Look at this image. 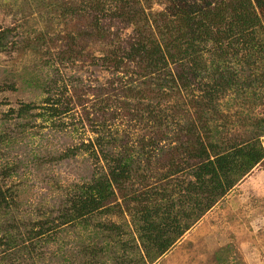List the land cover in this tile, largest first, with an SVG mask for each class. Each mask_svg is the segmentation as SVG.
Masks as SVG:
<instances>
[{"label": "trees", "instance_id": "obj_1", "mask_svg": "<svg viewBox=\"0 0 264 264\" xmlns=\"http://www.w3.org/2000/svg\"><path fill=\"white\" fill-rule=\"evenodd\" d=\"M112 1L120 3L121 14L125 12L128 20L135 17L137 25L146 18V28L139 32L142 39L127 56L112 51L104 58L115 71L125 70L129 77L125 81L126 76L118 75L120 88L114 89L119 106L130 116L126 122L129 128L121 132L118 126L92 122L98 135L87 148L95 159L90 179L66 188L56 214L54 208L45 213L40 209L43 217L34 222L38 228H30L21 215L17 216L20 207L10 188H0V264H44L45 245L56 242L59 229L68 226L80 230V237L73 254H53L58 264H74V257L83 258L81 264H107V259L114 264H152L264 161V113L238 111L245 131L239 138H229L230 116L217 107L229 92L244 105L261 98L257 90L264 87V0H221L204 7L172 0L169 10L158 16L151 11L152 6L138 4L141 0H84L82 9L91 6L98 11ZM62 9L65 15L84 17L78 8ZM13 32L11 28L0 31L1 50ZM45 34H38L36 42L45 41ZM70 37L68 50L43 62L63 63L81 55L76 37ZM35 40H27L34 49ZM125 59L136 61L137 70L130 71ZM171 62L179 64L177 73L167 71ZM238 65L241 69L232 70ZM194 82L203 85L189 93ZM54 86H58L57 79ZM47 99L52 101L51 96ZM61 101L53 100L51 105ZM48 107L50 118L62 114ZM32 109L34 106L25 104L17 115L32 116ZM86 119L91 121L88 116ZM84 121L82 118V127ZM67 124L55 122L54 126L63 130ZM70 126L75 131L81 128L73 121ZM17 128L26 133L28 124L18 122ZM132 129L134 134L139 130L144 133L132 137ZM176 130L187 136L182 140L177 132V140H181L178 160L171 159L165 171L154 170L152 166L160 162L162 140L171 134L174 138ZM10 137L17 136L8 135L7 139ZM7 139L0 135L2 144ZM69 150L55 155L54 160L81 154L80 147ZM193 157L199 162L191 163ZM115 214L129 216L132 231L111 220ZM1 218L9 221L3 223ZM223 250L232 253L229 248ZM229 252L222 254L225 259ZM223 257L219 259L225 260Z\"/></svg>", "mask_w": 264, "mask_h": 264}, {"label": "rangeland", "instance_id": "obj_2", "mask_svg": "<svg viewBox=\"0 0 264 264\" xmlns=\"http://www.w3.org/2000/svg\"><path fill=\"white\" fill-rule=\"evenodd\" d=\"M190 1L192 5L204 7L221 0H187L185 3ZM171 2L141 0L138 4L152 6L151 11L158 16V13L169 10ZM82 3L84 0H0V31L7 28L14 31L6 41V48L0 49V135L6 139L8 135L17 136L8 138L4 144L0 142V188L5 190L9 187L14 193L20 207L17 216L21 215L30 228H38L34 222L39 223L43 217L40 209L45 213L54 208V213H57L59 198L68 186L72 188L76 183H83L84 178L90 179L95 159L87 148L93 146L92 142L98 135L92 122H106L108 125L105 126L110 128L118 126L121 132L129 128L126 122H130V116L125 108L119 106L114 95V89L120 88L118 75L126 76L125 81L129 77L125 75V70L120 73L115 71L104 58L112 51L127 56L142 39L139 32L141 27L146 28V18L137 25L135 17L128 20L124 11L121 14L120 3L115 1L105 4V9L98 11L91 6L82 9ZM57 4L60 8L55 6ZM63 7L78 8L84 17L78 13L65 15ZM79 31L82 33L78 35ZM43 32H46L45 41L39 44L35 39ZM70 36H73L72 39L76 37L81 55L63 63L43 62L49 56H59L62 50H68ZM28 38L35 40V49L27 44ZM125 63L130 71L138 68L136 61L125 59ZM169 65L167 71L171 69L177 73L180 70L178 63L171 62ZM239 69L241 65L232 70ZM133 78L137 80L135 75ZM56 79L58 86L55 88ZM202 85L194 82L189 93ZM48 88L54 89L52 93L46 91ZM257 91L261 98L254 104L244 105L236 101L233 92L219 100V110L230 116L229 138H239L245 131L238 120V111L243 109L251 115L264 113V87L259 86ZM50 96L52 101L48 103L46 101ZM57 99H62V103L51 105ZM25 104L34 106L32 116L19 118L17 110ZM48 106L57 108L62 114L50 118L45 109L50 110ZM87 116L91 123L87 121ZM82 118H85L84 127L81 125ZM62 121L68 122L63 130L54 126L55 122ZM72 121L81 127L79 131L70 126ZM18 122H27L26 133H19ZM100 129L103 130L102 125ZM177 132L179 134V130L175 131L174 138L171 134V137L162 140L160 162H155L152 166L154 170L165 171L169 169L171 159L178 160L181 140H177ZM131 133L132 137H136L144 132L139 130L134 134L132 129ZM179 135L182 140H187L186 134ZM77 147L81 152L77 157L54 160L55 155ZM198 160L193 157L190 161L196 163ZM32 218L34 220L29 222ZM124 218L118 217V214L111 216V220L125 224L126 229L132 231V223H127L129 216ZM8 221V218L2 219L3 223ZM77 230L69 226L59 229L58 240L45 245L44 253L47 255L44 264L59 263L54 253L73 254L80 237V230ZM0 235H3L2 231ZM223 248L232 252L228 251L226 259L222 254L228 252H223ZM219 256L225 260H220ZM73 259L74 264H81L83 258ZM107 262L114 264L110 259ZM152 264H264V161Z\"/></svg>", "mask_w": 264, "mask_h": 264}]
</instances>
